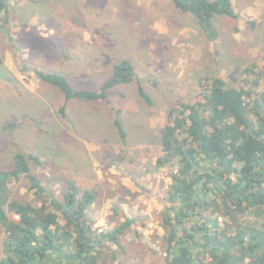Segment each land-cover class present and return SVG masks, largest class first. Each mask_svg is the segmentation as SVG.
<instances>
[{"label": "rangeland", "instance_id": "rangeland-1", "mask_svg": "<svg viewBox=\"0 0 264 264\" xmlns=\"http://www.w3.org/2000/svg\"><path fill=\"white\" fill-rule=\"evenodd\" d=\"M0 19V171L17 153L33 155L34 173L61 198L67 181L96 192L90 217L99 232L135 223L108 243L112 264H164L167 169L157 168L169 109L194 102L205 77H227L264 59V0H234L237 19L217 16L216 40L170 0H10ZM19 57L27 66L24 72ZM129 61L152 100L121 84L106 100H71L38 73L65 76L76 89L99 91L113 67ZM22 65V64H21ZM124 128L123 139L115 126ZM12 199L40 206L23 176ZM12 219L18 217L9 209ZM6 232L0 224V259Z\"/></svg>", "mask_w": 264, "mask_h": 264}, {"label": "trees", "instance_id": "trees-1", "mask_svg": "<svg viewBox=\"0 0 264 264\" xmlns=\"http://www.w3.org/2000/svg\"><path fill=\"white\" fill-rule=\"evenodd\" d=\"M170 1L193 15L213 41L217 16L238 18L234 0ZM9 2L0 0V19L8 14ZM23 60L19 57V65L27 72ZM38 77L64 94L63 116L71 100H106L121 84H135L152 104L126 60L113 67L99 91L76 89L59 74ZM199 86L194 102L169 109L161 136L157 168L167 169L171 178L162 216L164 264H264V59L224 78L205 76ZM115 126L125 139L122 123L115 120ZM33 162L39 159L17 153L13 168L0 171V224L7 236L0 264H112L116 253L106 257L104 249L110 242L119 245L136 219L99 232L89 213L96 192L67 181L60 198L43 185ZM23 176L42 199L40 206L12 199V185ZM8 207L18 219L10 218Z\"/></svg>", "mask_w": 264, "mask_h": 264}]
</instances>
